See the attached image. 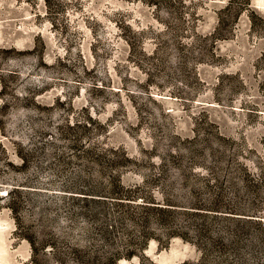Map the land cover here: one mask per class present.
<instances>
[{
    "label": "rangeland",
    "instance_id": "374dc122",
    "mask_svg": "<svg viewBox=\"0 0 264 264\" xmlns=\"http://www.w3.org/2000/svg\"><path fill=\"white\" fill-rule=\"evenodd\" d=\"M0 264H264V0H0Z\"/></svg>",
    "mask_w": 264,
    "mask_h": 264
}]
</instances>
